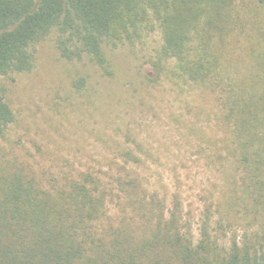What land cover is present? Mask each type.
Instances as JSON below:
<instances>
[{
	"label": "trees",
	"instance_id": "16d2710c",
	"mask_svg": "<svg viewBox=\"0 0 264 264\" xmlns=\"http://www.w3.org/2000/svg\"><path fill=\"white\" fill-rule=\"evenodd\" d=\"M233 1L0 0V77L32 70L31 47L53 29L61 56L86 54L109 74L105 46L133 44L158 26L160 57L175 61L172 76L221 92L227 137L217 160L228 164L229 186L228 194L206 207L193 237L179 226L178 205L165 211L159 197L144 194L137 178L118 174L116 192L91 173L44 188L22 164H4L0 264H264V49L250 76L237 81L211 49L214 36L222 38L227 30L223 8ZM13 120L0 93V139ZM112 205L118 211L109 217ZM239 206L249 227L240 238L222 241L231 227L225 215Z\"/></svg>",
	"mask_w": 264,
	"mask_h": 264
},
{
	"label": "rangeland",
	"instance_id": "374dc122",
	"mask_svg": "<svg viewBox=\"0 0 264 264\" xmlns=\"http://www.w3.org/2000/svg\"><path fill=\"white\" fill-rule=\"evenodd\" d=\"M223 13L227 30L214 36L211 49L237 81L250 76L264 49V5L234 0ZM57 35L53 29L31 47L32 70L0 77L14 116L0 139V166L22 164L44 188L91 173L116 192L118 174L137 178L165 211L178 205L179 226L198 236L206 207L229 191L228 164L217 160L227 137L221 92L172 76L175 61L160 57L158 26L133 44L105 46L109 74L86 54L65 59ZM225 217L231 229L224 237L218 231L222 241L240 238L249 227L240 206Z\"/></svg>",
	"mask_w": 264,
	"mask_h": 264
}]
</instances>
